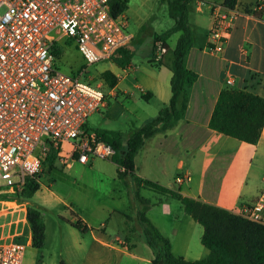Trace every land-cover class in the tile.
Returning <instances> with one entry per match:
<instances>
[{
    "label": "crops",
    "instance_id": "obj_1",
    "mask_svg": "<svg viewBox=\"0 0 264 264\" xmlns=\"http://www.w3.org/2000/svg\"><path fill=\"white\" fill-rule=\"evenodd\" d=\"M216 2L223 0H189L187 3L193 45L185 63L197 74V78L190 89L185 116L173 128L146 139L137 153L136 164L137 174L143 179L232 212L254 203L260 195L264 175V125L257 142L251 144L214 131L209 122L218 95L228 80L233 89H246L264 97V7L258 9L260 0H237L235 7L242 14L236 19L224 49L216 53L207 49L212 6ZM173 24L174 20L169 28ZM164 31L153 33L152 37ZM178 36V32L171 33L165 40L170 49L175 47ZM153 52L152 42L145 63L136 64L132 55L127 67L115 65L122 72L108 69L117 81L109 88L108 101L102 108L105 111L100 110L95 115L104 121L126 116L133 129L141 124L132 116L139 115L145 124L157 114L171 96V71L166 66L151 62ZM129 72L135 75L131 77ZM135 92L139 93L141 103H144L141 106L136 103ZM128 105L131 113L128 112ZM97 128L122 132L108 125ZM60 155L58 153L56 161L61 162ZM101 161L113 166L105 176L113 181L119 180L117 165L110 160ZM70 163L72 161L67 165ZM89 163L83 165L94 170V160ZM177 175L189 176V179L177 183ZM48 186L40 178L39 189L31 197L43 207V221L44 210L52 204L46 197L52 195ZM145 190L140 189L141 197L149 201L145 215L169 241L171 254L186 261L204 258L208 250L201 242L202 226L185 213L179 200L155 191L154 199H150L144 196ZM39 191L43 192L37 200ZM118 198L121 199L120 196ZM113 213L120 216V234L105 232L104 219L93 224L78 218L87 229L68 245L70 262L74 259L75 264H150L153 252L145 244L136 217V226L131 227L125 220L128 215L125 209L111 208L105 216ZM76 221L72 219L71 223ZM30 245L28 240L27 246Z\"/></svg>",
    "mask_w": 264,
    "mask_h": 264
},
{
    "label": "built area",
    "instance_id": "obj_2",
    "mask_svg": "<svg viewBox=\"0 0 264 264\" xmlns=\"http://www.w3.org/2000/svg\"><path fill=\"white\" fill-rule=\"evenodd\" d=\"M111 1L0 0V195L21 193L53 149L69 144L71 161L81 164L114 154L88 126L105 107L109 87L87 66L110 60L132 38L124 11L112 13ZM263 7L260 0L258 9ZM241 14L224 2L213 4L209 51L224 49ZM66 47L85 62L71 74L57 67L56 53ZM164 51L157 41L154 58ZM185 179L177 175L175 182ZM261 184L258 199L232 213L264 226V175ZM27 245L24 237L0 243V264H23Z\"/></svg>",
    "mask_w": 264,
    "mask_h": 264
},
{
    "label": "trees",
    "instance_id": "obj_3",
    "mask_svg": "<svg viewBox=\"0 0 264 264\" xmlns=\"http://www.w3.org/2000/svg\"><path fill=\"white\" fill-rule=\"evenodd\" d=\"M129 0H112L111 12L116 14L127 9ZM168 7L174 24L168 30L152 37L153 45L162 41L165 51L158 59L152 53L151 62L166 66L171 71V96L157 114L147 123L131 129L127 134L103 128L95 129L96 135L114 148L108 159L118 167L117 176L127 188V194L141 205L136 219L147 245L153 252L150 264H264V226L233 214L218 206L174 192L167 186L137 174L136 156L149 137L173 128L185 116L190 89L197 74L188 69L186 55L193 45L192 32L188 21L189 0H161ZM234 7L237 0H223ZM179 33L177 43L170 49L165 40L171 33ZM62 50L56 53L60 56ZM133 52L127 45L121 46L111 55L110 61L119 68L130 64ZM104 84L111 88L116 84V76L109 70L101 74ZM264 125V97L246 89H233L229 84L221 89L214 106L209 127L229 137L255 143ZM59 150H51L43 162L47 173L53 169ZM150 189L170 196L181 202L184 211L203 228L201 242L208 250L207 255L198 260L186 261L170 252L169 241L146 217L149 204L140 195V189ZM39 189V182L31 180L20 193L27 200L26 218L31 230V245L40 250L45 241V225L42 218L43 207L32 201L31 197ZM126 222L130 216H125ZM72 226L85 232L87 226L77 219ZM36 264H41V259Z\"/></svg>",
    "mask_w": 264,
    "mask_h": 264
},
{
    "label": "rangeland",
    "instance_id": "obj_4",
    "mask_svg": "<svg viewBox=\"0 0 264 264\" xmlns=\"http://www.w3.org/2000/svg\"><path fill=\"white\" fill-rule=\"evenodd\" d=\"M124 14L128 20L127 30L134 35L128 44L133 50V62L145 63L152 44V34L167 30L173 23L167 4L161 0H129ZM59 57L57 67L64 73H74L85 65L82 56L74 47H66ZM109 61L104 60L87 66V70L97 80L102 79L101 74L104 70L112 69L115 73L122 72ZM129 74L131 77L135 75L133 72ZM135 96L138 106L144 104L141 103L138 92H135ZM101 110L105 111V109ZM128 112L131 113L129 105ZM132 119L141 125L144 123L139 115L132 116ZM106 125L115 127L124 134L131 130L126 116L122 119L104 121L94 114L88 119V126L92 129ZM59 153H61L59 159L61 162L58 160L55 162L50 171L51 174L48 175L47 166H44L36 177V181L39 182L41 178L43 184L49 185L52 195H46V197L52 201V204L44 210L45 243L40 250L32 245L27 246L23 264H36L39 259L41 264H75L74 259L70 262L68 245L82 232L71 225L72 219L77 220L82 217L93 224L104 219L106 220L105 232L111 235L120 234V216L115 213L105 216L106 211L116 208L125 209L130 216L129 224L131 227L136 226L134 218L141 205L137 200L130 199L127 188L121 180L113 181L105 176L113 167L111 163L94 158L96 165L91 171L88 166L77 161L67 165L71 162L69 144ZM42 192L37 193V200H40ZM143 194L154 199L155 192L146 189ZM118 196L121 197L120 200ZM26 207L27 200L20 193L0 195V243L19 237H24L31 242Z\"/></svg>",
    "mask_w": 264,
    "mask_h": 264
}]
</instances>
